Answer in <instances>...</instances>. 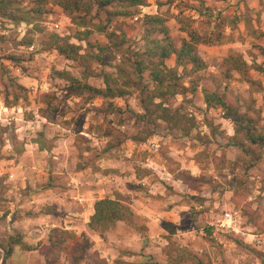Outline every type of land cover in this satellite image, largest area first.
<instances>
[{
	"label": "rangeland",
	"instance_id": "rangeland-1",
	"mask_svg": "<svg viewBox=\"0 0 264 264\" xmlns=\"http://www.w3.org/2000/svg\"><path fill=\"white\" fill-rule=\"evenodd\" d=\"M17 1H22L19 8L23 10L32 11L37 6L36 0ZM88 1L93 5L88 16V35L80 34L84 29L53 3L46 5L43 15L32 11L29 22L16 24L0 17V244L9 246L13 238H21L13 223L22 216L20 211L29 215V198L35 192L75 190L65 184H76L72 179H82L83 173L92 179L94 173L99 174L94 177L96 183L92 184L94 179L85 183L91 189L87 213L98 195L123 196L131 206L147 204L159 211L154 216L162 221L158 224L145 214H134L111 232H95L101 244L98 249L92 234L74 238L61 230L53 232L65 244L56 248L43 246L41 251L46 258L63 255V261L67 260L63 264H80L83 258L104 264L106 259L101 255H105L111 264H169L184 254L182 248H187L205 264H263L264 148H256L257 164L246 171L241 150L230 144L235 134V117L220 105L208 106L205 91L223 96L228 105L240 112L247 110L253 100L258 105L264 103V91H259V84L264 85V73L251 70L242 75L234 70L228 77L226 63L229 56L239 54L251 65L264 66V0H148L147 5L138 7L136 14L129 17L112 15L120 8L118 2L103 6V0ZM201 1L225 10L230 21L236 17L239 22L225 30L226 38L221 43L199 46L200 54L208 62L196 78L199 86L192 88L190 79H180L179 93L165 102L176 115V125L139 120L136 113L143 114L144 110L136 90L125 98L107 100L93 96L90 90L70 89L67 73L95 88H105L104 74H116L119 65L132 56L129 47L139 51L144 44L142 23L146 15L163 16L177 46L188 37L182 21L186 20L188 25L196 20L194 26L204 31L208 26L202 25L198 13ZM98 26L120 38L122 34L127 36L123 47H117V36L113 38L103 64L91 58L100 46L110 44L107 34L98 31ZM53 33L82 46L81 54L86 60L75 62L56 50H45L43 44ZM78 36L85 39L79 40ZM10 57L20 60L16 62ZM167 64L175 67L176 58ZM16 84L28 90V98L24 99V94L18 103L16 97L21 92ZM183 86L197 91L184 94ZM49 92L55 93L61 102L60 111L52 120L41 112L46 107L42 95ZM110 102L126 112L109 113ZM214 127L218 129L216 133ZM185 128H191L190 134H186ZM138 135L147 137V142H135ZM37 141L49 153L36 154L34 170V162L28 163L29 158H34L33 152L24 158L22 155L26 144ZM110 143L116 147L106 154L103 151ZM60 146L65 153H58L61 158L57 161L51 157L50 148ZM113 156L119 164L129 163L132 168L126 172L117 169L119 177H128L127 189L122 181H107L102 176ZM51 160L57 163L52 164ZM11 174L15 175L13 179ZM135 177L145 181L139 183ZM70 201L80 203L72 197ZM226 212L239 218L241 233L220 226L225 223ZM165 213L180 218V229L162 219ZM211 226L215 229V242L207 234ZM5 264L24 263L13 256ZM46 264L54 262L47 260Z\"/></svg>",
	"mask_w": 264,
	"mask_h": 264
},
{
	"label": "trees",
	"instance_id": "trees-1",
	"mask_svg": "<svg viewBox=\"0 0 264 264\" xmlns=\"http://www.w3.org/2000/svg\"><path fill=\"white\" fill-rule=\"evenodd\" d=\"M36 8L32 11L37 15L44 14V8L48 3H53L61 6L72 18L74 24L79 28L84 29L80 34L88 35L90 33L89 14L92 12L93 5L88 0H36ZM120 3V8L112 11L115 16H134L136 9L140 6L147 5L148 0H103V6H109L113 3ZM22 1L17 0H0V17L6 18L16 24L30 21L32 11L19 8ZM119 6V5H118ZM202 18V25L208 27L203 31L199 27H195L196 20L186 24V20L182 21L184 32L188 37L183 40L181 46H177L171 37L170 28L167 20L160 15H146L143 19L144 44L140 50H133L129 47L132 56L125 59V62L118 67L115 73H106L105 88H95L88 83H83L80 79L68 75L71 82L70 89H80L82 91L90 90L93 96H102L104 99L113 100L116 98H125L133 95L137 91V99L141 103L144 113H136L139 120L147 121L156 124L158 120L169 122L176 125V118L173 113L165 106L166 100L171 95H177L180 79H190L193 87H198V74L208 67V62L199 52L200 45H216L226 38L224 32L230 27L237 25L238 18L229 20V16L225 10L215 9L207 5L205 1H201V7L198 11ZM223 28L222 31L218 29ZM98 31L106 33L110 41L109 45L100 46L99 52L91 58L103 64L107 61L105 53L113 42V38L117 35L110 33L106 28L98 26ZM202 30V31H201ZM117 47H123L127 42V36L122 34L121 38L117 36ZM79 40H84L83 36H78ZM45 50H56L62 56L75 62H84L86 57L81 54L82 46L71 43L70 38L63 37L53 33L48 37V40L43 44ZM176 58V66L169 67L167 61ZM13 61L19 62L20 59L10 57ZM228 64V77L232 71H237L242 75H247L251 70H256L264 73V66L259 64L251 65L242 55L232 54L226 59ZM89 75V74H88ZM148 81V83H146ZM176 81V83H175ZM21 92L16 97L18 103L25 94L24 99L28 98V90L21 84H16ZM153 86V87H152ZM259 91H264V85L259 84ZM152 87V88H151ZM192 88L182 87V93L188 91L195 93L197 90ZM27 94V95H26ZM206 104L208 106L220 105L228 111L230 115L235 117V134L230 138V144L241 150L245 170L249 171L256 166L258 159L256 158V148H264V103L258 105L256 100L250 105L247 110L240 112L228 105L223 96L205 91ZM42 102L46 105L41 112L45 118L52 120L60 111V100L55 93H45L42 95ZM109 113L126 112L122 107L116 106L113 102L109 103ZM212 125V124H211ZM158 126V124H157ZM213 127V125H212ZM186 134H190L191 128H185ZM218 131L214 127V132ZM137 143H145L148 138L138 135L133 139ZM42 149H48L37 141ZM116 147L110 143L104 153H110ZM52 149V148H50ZM116 158V156H113ZM109 158V157H108ZM111 158V157H110ZM134 216V212L123 196L106 197L98 199L95 203V212L91 217L89 226L91 230L105 234L115 230L119 223L128 221ZM214 227L207 228L208 237L211 239L214 234ZM215 242L214 238L211 239ZM20 238H13L9 246L0 244V264H2L5 255L7 259L13 255L14 246L20 243ZM52 248H56L63 244L65 240H59L52 235ZM32 249L30 246H26ZM184 254H179L176 259L169 264H205L199 256L187 248H182ZM186 252V254H185ZM264 264V256L262 258Z\"/></svg>",
	"mask_w": 264,
	"mask_h": 264
},
{
	"label": "crops",
	"instance_id": "crops-1",
	"mask_svg": "<svg viewBox=\"0 0 264 264\" xmlns=\"http://www.w3.org/2000/svg\"><path fill=\"white\" fill-rule=\"evenodd\" d=\"M61 148L62 146L50 150L51 153H53L51 157H53L57 161H59V159L61 158V156H59L58 153H63V152L65 153V151L62 150ZM26 149H27L26 151L24 150L22 158H24V156L27 155L30 156V152H33L34 158L33 159L29 158L28 163H31V161L34 162L35 164V166L33 167L34 170L37 168L36 167L37 159H35L36 154L38 153L41 154L46 152L49 153V149H42L38 142L26 144ZM62 159L65 158L63 157ZM54 163L55 162H52V164ZM119 163L120 161L118 158L110 159V161H108V171L105 172V174H103L102 176L107 181L109 180L116 182L122 181L121 183L124 184L125 189H127L125 183L128 180V177L125 176V178H122L119 177L117 174L119 173L120 170L122 172H126L127 169H132V168L131 166H129L130 164L128 162H127L128 164H125V166ZM189 169L192 170L193 168L189 167ZM86 173L89 174V172ZM195 173L196 172L193 169V175H196ZM80 175H82V179H75V178L72 179L73 181H75L76 184H74V182L65 184L68 185L69 187L75 188V190L71 189L66 192L65 191L62 192V190L60 189H59L60 191H58V189L56 190L51 189V191L46 189L45 191H40L39 193L35 192L34 195L29 198V202L32 203V205L29 206L31 209L29 211V215L26 216L24 212L20 211L19 214L22 216H20L13 223V226L16 229H18V231L22 236L20 238L21 240L20 243H17L14 246V252L10 258H12L13 256L17 257V259L20 260V263H24V264H46L47 260H49L50 262H54V264H63L64 261L65 262L67 261L66 259L63 261V255H60L58 258H54V259L49 257L46 258L45 257L46 254L41 251L42 250L41 248L43 246L52 247L51 233L60 230L61 232L64 231L66 233L72 234L74 238H78L82 236L84 233L89 235L92 234L91 237H93V240H96V245L98 244V246H96V249L100 247L101 244L100 242H97V238L94 236L95 231L91 230L89 223L91 221V217L95 212L96 201L98 199H103L106 197L103 195L96 196L94 204L92 203L90 205L92 207H90V210L87 213L86 206L88 204L87 200L90 199L91 189L88 186H86L85 183H90L86 181L94 179L92 181V184H95L97 179L94 177L99 176V174L94 175V173H92L91 174L92 179H88V177H84L85 175L84 173ZM10 177L11 179H13L15 175L11 174ZM135 180L138 181L139 183H143L145 181L144 179L139 177H135ZM55 183L56 182H54L53 186H55ZM33 184H34L33 186H35L34 189H36L37 182L35 179L33 180ZM177 191H181V190L177 189ZM190 191L189 193H191ZM151 192L153 191L151 190ZM70 197L74 198L80 203L70 201ZM146 200L149 201V199L147 198ZM130 207L133 210L134 214L137 213L145 214L146 216H149L152 221L156 220L155 223L158 224L162 221L157 216L156 217L154 216V213L155 214L159 213V211H156L155 209L152 210L147 204L146 206L144 205V207H139V205L135 207L130 205ZM159 215H161V213ZM9 219H12L10 215H9ZM162 219L166 221H171L172 223L178 226V229H180L179 225L181 220L177 216L172 218L169 213H165L162 214ZM121 223H119V225ZM151 223L152 222H150V224ZM26 246H30L32 249H28ZM105 257H106L105 255H101L102 259H106L104 264H111L110 258L109 257L105 258ZM74 262L75 263H70V264H78L77 261ZM80 262H81L80 264H96L94 261H90L89 258H83Z\"/></svg>",
	"mask_w": 264,
	"mask_h": 264
},
{
	"label": "built area",
	"instance_id": "built-area-1",
	"mask_svg": "<svg viewBox=\"0 0 264 264\" xmlns=\"http://www.w3.org/2000/svg\"><path fill=\"white\" fill-rule=\"evenodd\" d=\"M56 26L59 27L58 24ZM224 220L225 223L224 224L221 223L220 226L231 229L236 233H241L242 229L240 226L239 218H237L235 214L231 212H226L224 215ZM200 232L201 234H204V230H201Z\"/></svg>",
	"mask_w": 264,
	"mask_h": 264
},
{
	"label": "water",
	"instance_id": "water-1",
	"mask_svg": "<svg viewBox=\"0 0 264 264\" xmlns=\"http://www.w3.org/2000/svg\"><path fill=\"white\" fill-rule=\"evenodd\" d=\"M6 258H7V255L5 256L4 260H3V264H5L6 262Z\"/></svg>",
	"mask_w": 264,
	"mask_h": 264
}]
</instances>
